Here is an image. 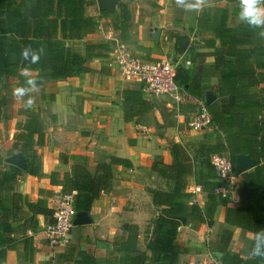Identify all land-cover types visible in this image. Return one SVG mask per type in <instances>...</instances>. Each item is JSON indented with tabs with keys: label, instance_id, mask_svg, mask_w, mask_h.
Masks as SVG:
<instances>
[{
	"label": "trees",
	"instance_id": "16d2710c",
	"mask_svg": "<svg viewBox=\"0 0 264 264\" xmlns=\"http://www.w3.org/2000/svg\"><path fill=\"white\" fill-rule=\"evenodd\" d=\"M90 0H0V82L3 78H17L25 67L41 72L35 75L44 84L55 79L79 76L90 71L85 67L87 59L105 58L109 44L86 41L83 53H77L66 45L75 37L83 39L94 33L97 21L84 15ZM238 4L231 10L213 5L200 12L196 19L197 44H189L182 53L181 45L186 37L176 38V50L183 54L189 65L179 66L175 81L187 96L204 102L206 92L214 100L206 106L211 117V134L188 148L172 142L168 146L169 164L153 162L151 170L171 183L168 191L148 190L152 204L158 209L153 221L150 237L144 251L138 250L137 236L112 242L117 252L116 264H177L180 255L187 249L176 243L178 229L184 224L206 225L210 228L216 210L224 208V223L246 231L252 236L264 229V39L242 24L238 19ZM101 15L111 18L113 29L120 32L122 41L130 26V13L126 4H119L117 11ZM44 49L39 63H21L22 49ZM211 57L212 64L206 59ZM214 81V83H213ZM9 89L0 90V116L8 100ZM124 120L140 118L153 111L154 105L141 96L140 91L121 92ZM12 135L13 151L20 152L26 161V173L37 176L38 155L34 146L42 145L43 133L39 120L27 117L17 123ZM34 135L36 140H34ZM226 157L234 169L235 157L248 156L259 160L254 168L239 175L235 186L237 203L221 198L214 190L225 184L216 178L210 157ZM64 154L59 159L66 163ZM74 161L84 159L69 156ZM98 163L90 173L84 164H75L60 175L51 172L47 177L51 185L60 186L61 195L72 196L74 212L89 213L92 203L110 189L112 165ZM21 170L5 165L0 169V264L7 251L17 245L26 249L27 239L14 240L4 237L16 230L15 223L25 222L35 216H43L52 223L53 210L44 199L31 201L17 192L11 185ZM190 179L195 180L206 195L200 208L191 202L192 194L187 191ZM231 232L223 230L217 239L212 256L222 253L226 264H264L253 259H243L226 254ZM249 248V251H250ZM73 249L61 255L66 264H100L90 253L78 250L73 258ZM106 264H113L108 262Z\"/></svg>",
	"mask_w": 264,
	"mask_h": 264
},
{
	"label": "crops",
	"instance_id": "0c3cea01",
	"mask_svg": "<svg viewBox=\"0 0 264 264\" xmlns=\"http://www.w3.org/2000/svg\"><path fill=\"white\" fill-rule=\"evenodd\" d=\"M137 1L120 0L115 7L114 12L119 4H126L130 13V26L125 32L130 38L122 41L120 32L113 29L111 18L101 15L104 11L98 9L95 0H90L89 5L84 8V15L96 20L97 28L93 34L83 39L75 37L66 45L77 53H83L86 41L104 42L110 45L107 57L87 59L85 67L90 71L82 72L77 77L50 80L40 85L34 94L35 105L23 120L17 115L9 117L5 128L3 119H0V169L7 165L4 160L17 152L12 149V135L16 131V124L23 123L27 117L40 121L42 145L34 146L38 155V175L31 176L21 171L11 185L31 201L46 200L48 208L52 209L59 198L63 197L60 186L51 185L49 182L47 176L51 172L62 175L73 165L84 164L93 173L96 164L108 163L112 158L117 160L111 168L110 189L101 193L92 203L88 213L90 224L73 226L68 240L51 248L43 233L46 224L43 216L38 215L25 222L15 223L13 226L16 230L4 237L16 241L27 239V246L25 250L22 245H17L15 250L7 251L2 264H66L61 255L71 248H74L73 258H76L78 250H85L100 264H116V257L122 253L117 252L112 242H117L120 238L125 240L134 234L137 242H140L138 232L145 223L151 222L150 237L158 209L153 206L148 190L168 191L171 188H162L168 181L152 171L151 164L155 161L169 164L168 146L172 142L183 145L182 137L165 133L162 128L163 119L155 106L152 112L140 118L124 120L121 92L138 88L118 76L110 52L115 45L122 43L134 55L160 58L164 42L167 41L169 45L176 44L177 37H187L189 33L198 36L195 24L200 12L186 11L177 6L176 0H139L143 2L141 6L136 5ZM223 2L216 5L231 10L238 4V0H227L226 5ZM156 30H159V34L157 42H153L152 35ZM212 62L211 57L206 59L207 64ZM29 74L34 77L41 72L30 71ZM19 77L16 78L17 87L25 84L22 71ZM8 89L10 103L4 107L6 110L3 112H10L11 108L17 111L21 108L28 109L23 102L11 95V88ZM141 96L153 104L151 99L142 94ZM11 120L14 122H10ZM36 136L34 135V140ZM60 154L67 156L64 157L66 163L59 159ZM69 156L83 158L84 163L71 160ZM238 178L239 176L236 177V182ZM195 185V180L190 179L187 191L191 193ZM229 193V201L236 204L235 188L230 189ZM205 201L206 195L203 192L192 194L191 202L200 208ZM189 227H193L198 235L206 231L217 239L223 230H229L231 240L226 254L250 259L248 253L252 236L244 230L225 224L224 208L219 207L216 210L210 228L206 225L195 227L183 223L176 237L179 246H182L181 237ZM119 232L121 234L118 235ZM86 244L88 245L85 246ZM139 248V251L145 250Z\"/></svg>",
	"mask_w": 264,
	"mask_h": 264
},
{
	"label": "built area",
	"instance_id": "2783aa9c",
	"mask_svg": "<svg viewBox=\"0 0 264 264\" xmlns=\"http://www.w3.org/2000/svg\"><path fill=\"white\" fill-rule=\"evenodd\" d=\"M181 58L183 54H180ZM116 73L123 80L136 84L142 95L148 97H163L179 101L183 90L175 81L176 71L181 66L180 60L168 61L166 58H143L134 55L120 43L115 45L110 52ZM184 60V59H183ZM185 65L188 62L183 61ZM188 126L192 131L206 132L211 130V117L201 104L197 113L190 119ZM210 164L216 178L225 184L222 188L214 190L221 198L231 199L229 190L236 186L234 169L229 160L224 156L213 155ZM192 194L202 193L198 185L193 186ZM52 223H46L43 233L49 247L53 248L65 243L69 238L70 229L73 227L75 212L72 205V196L64 195L52 208ZM177 264H217L214 257H203L178 261ZM220 264H226L220 261Z\"/></svg>",
	"mask_w": 264,
	"mask_h": 264
},
{
	"label": "rangeland",
	"instance_id": "374dc122",
	"mask_svg": "<svg viewBox=\"0 0 264 264\" xmlns=\"http://www.w3.org/2000/svg\"><path fill=\"white\" fill-rule=\"evenodd\" d=\"M221 1L225 2L227 0H213V5H216V3H220ZM143 2H139V0L136 2L137 6H141ZM132 8V5H131ZM133 8L136 9V6L133 5ZM187 40L189 41V44L196 43L198 42V36L193 35L192 33H189L188 36L186 37ZM188 44V45H189ZM176 44H168V42H164L162 44V49L161 54L162 56L160 58H166L168 61H175V60H180V65H184L183 63V55L181 58V55L177 53L176 50ZM188 47V46H187ZM10 87L11 88V95L13 96V90L17 88V79L16 78H3L0 82V90L2 91L3 86ZM134 86L137 88L138 86L134 84ZM210 92V91H209ZM211 93V92H210ZM212 94V93H211ZM145 98L151 99L153 102L154 106L156 107L157 113L161 115L163 119V124L162 128L165 129V133L168 135H174L177 134L178 136L182 137V144L186 148L198 144L203 140V136L205 134H211V131L209 132H198V131H192L190 127L188 126V123L190 119L197 113L199 110L201 104H204L202 100H195L189 96L186 95L185 92H182L180 100L179 101H174L173 99H167L163 97H147L144 96ZM31 109H19L17 111L15 108H11L10 112H3L1 114L0 119H3V124L4 127H7L8 124V119L11 117H15V115L20 117V120H23L26 117V114L30 111ZM18 112V113H17ZM8 114V117H7ZM10 117V118H9ZM10 122H14V120H11ZM7 131V130H6ZM6 131L4 132L6 134ZM7 155V153H6ZM169 183L167 182L166 185H162L163 189H168L172 185H168ZM61 199V198H59ZM199 200H197L198 202ZM55 204L53 205V207ZM153 215V214H152ZM152 218V217H150ZM153 226V225H152ZM23 227V225L21 226ZM20 227V228H21ZM150 227H151V222L150 223H145L141 229V231L138 232L140 242L138 247L141 249H145V242L149 238V233H150ZM25 229V228H24ZM121 234L120 232L118 235ZM179 235V232H178ZM181 244L182 246L186 247L187 253L180 255L179 261H185L189 259H199L203 257H213L212 253L216 248L217 244V238L214 236L208 235V232L204 231L203 234L198 235L196 231L193 230V227H189L186 229V231L183 233L181 237ZM86 244L85 246H87ZM139 248V249H140Z\"/></svg>",
	"mask_w": 264,
	"mask_h": 264
},
{
	"label": "clouds",
	"instance_id": "9594fccd",
	"mask_svg": "<svg viewBox=\"0 0 264 264\" xmlns=\"http://www.w3.org/2000/svg\"><path fill=\"white\" fill-rule=\"evenodd\" d=\"M178 7L186 11L203 12L213 7V0H176ZM239 21L264 39V0H239ZM44 55V49L28 48L23 53L24 59L29 65L39 63ZM30 68L25 67L22 75L25 77V84L13 90V96L23 102L26 108H33L35 105V93L39 90L41 81L32 77ZM248 255L256 260L264 262V229H260L254 235L252 246ZM217 264H220L223 254L217 252Z\"/></svg>",
	"mask_w": 264,
	"mask_h": 264
},
{
	"label": "water",
	"instance_id": "95a60500",
	"mask_svg": "<svg viewBox=\"0 0 264 264\" xmlns=\"http://www.w3.org/2000/svg\"><path fill=\"white\" fill-rule=\"evenodd\" d=\"M120 0H95L97 7L100 11L108 12L112 14L115 10V7L117 3ZM159 30H156L155 33L152 35V40L153 42H157ZM189 44V41L186 40L183 42L181 45V50L182 53L186 51V48ZM26 49H22V61L21 63L23 65L28 64V62L24 59L23 53L25 52ZM214 100L213 95L210 92H206L204 96V106H208L209 104L212 103ZM4 162L7 165L14 166L18 168L21 171H26V161L23 157V155L20 152H16L12 154L10 157L6 158ZM259 164V160L252 159L248 156L244 155H238L235 157V163H234V175L235 177L239 176L240 174L254 168ZM180 221L184 223V219L180 218ZM91 223V219L88 216V213L86 212H77L75 213V216L73 218V226H84L88 225ZM126 228V227H124Z\"/></svg>",
	"mask_w": 264,
	"mask_h": 264
}]
</instances>
